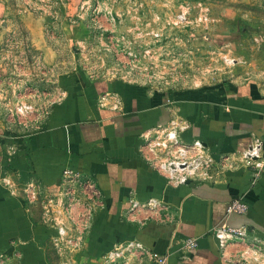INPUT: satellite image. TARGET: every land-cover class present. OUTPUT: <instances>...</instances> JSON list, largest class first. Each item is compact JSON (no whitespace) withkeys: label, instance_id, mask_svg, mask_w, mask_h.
Returning <instances> with one entry per match:
<instances>
[{"label":"crops","instance_id":"obj_1","mask_svg":"<svg viewBox=\"0 0 264 264\" xmlns=\"http://www.w3.org/2000/svg\"><path fill=\"white\" fill-rule=\"evenodd\" d=\"M54 2L42 13L33 0H0V256L11 264L62 262L50 243L55 232L43 225L40 208H30L1 183L7 178L18 187L34 180L54 194L63 172L71 169L97 182L105 204L74 264H108L114 251L130 243L166 254L169 264H235L219 250L215 229L226 222L264 241V172L255 180L252 170L239 169L228 171L220 184L190 181L174 187L142 157V134L178 117L188 124L181 135L185 142L201 141L219 161L237 155L254 137L264 141L262 84L163 86L92 78L80 59L92 58L91 44L115 37L118 23L104 14L94 25L87 17L95 6L69 3L61 21L65 53L57 36L46 31L56 18ZM19 27L29 38H20ZM74 43L78 55L69 52ZM43 94L50 108L44 116L36 109V127L17 125L16 105L38 106ZM104 94L121 102L100 107ZM131 196L162 200L171 210L170 221L145 220L143 212L131 216ZM235 200L248 206L245 215H226ZM189 238L197 239L198 248L185 258L181 243ZM149 262L143 258L142 264Z\"/></svg>","mask_w":264,"mask_h":264},{"label":"rangeland","instance_id":"obj_2","mask_svg":"<svg viewBox=\"0 0 264 264\" xmlns=\"http://www.w3.org/2000/svg\"><path fill=\"white\" fill-rule=\"evenodd\" d=\"M33 2V8L45 13L51 0ZM69 3L95 6L88 11L92 17H87L94 25H100L104 14L118 23L115 37L89 46L92 58H82L83 63L79 58L82 69L96 66L104 72L116 71L120 77L163 86L256 80L264 87V0H55L56 18L46 31L57 36L60 51L65 53L68 46L62 38L61 21ZM181 6L191 14L186 22L175 25ZM18 34L22 39L28 36L21 27ZM77 50V43L69 47L75 55L80 54ZM30 94L26 95L31 99ZM41 97L35 109L44 116L50 106L45 94ZM20 123L28 130L36 127L32 117ZM114 261L143 262V258L137 249H129Z\"/></svg>","mask_w":264,"mask_h":264},{"label":"built area","instance_id":"obj_3","mask_svg":"<svg viewBox=\"0 0 264 264\" xmlns=\"http://www.w3.org/2000/svg\"><path fill=\"white\" fill-rule=\"evenodd\" d=\"M181 10L176 15L178 21L175 25L189 19L191 14L189 8L181 6ZM157 18L159 19V16ZM84 69L92 78L129 79L118 76L116 71L105 70L104 72L102 68L96 66H88ZM120 102L118 97L104 94L98 103L100 107L116 108ZM35 107L31 103L17 104L12 115L21 123H28L29 118L37 114ZM187 128L186 122L174 117L167 125L147 130L142 134V157L162 174L171 186L179 187L190 181L220 184L228 171L239 169L252 170L257 180L264 172V141L262 139L254 137L245 150L219 161L201 141L185 142L182 139L181 135ZM1 184L13 195L21 196L30 208L33 206L40 208L43 225L55 232L50 241L53 251L62 259L61 264H74L72 255L83 251L95 216L105 208L103 195L97 182L80 172L66 169L58 190L54 194L48 193L34 180L17 187L11 180L4 178ZM130 204L131 216L143 212L145 220L170 221L171 210L162 200L150 199L140 202L131 196ZM247 211L248 206L245 203L235 200L227 205L226 215H245ZM214 236L222 255L230 262L264 264V241L250 237L246 227L234 228L224 222L217 226ZM135 248L141 253L142 258L150 261V264H169L166 254L152 252L138 243H130L114 251L109 256L108 264H142V262L114 261L115 256L120 257L129 249L136 250ZM197 248L196 238H189L181 243V251L185 258H188ZM231 248L235 249L237 257L234 253L229 255ZM120 251L121 254L118 253ZM0 261V264L12 263L6 255H1Z\"/></svg>","mask_w":264,"mask_h":264}]
</instances>
